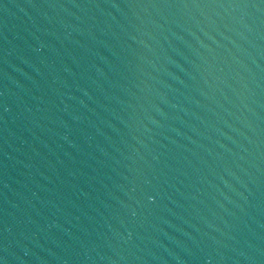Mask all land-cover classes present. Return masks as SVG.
<instances>
[{"label": "water", "instance_id": "95a60500", "mask_svg": "<svg viewBox=\"0 0 264 264\" xmlns=\"http://www.w3.org/2000/svg\"><path fill=\"white\" fill-rule=\"evenodd\" d=\"M3 264H264V0H0Z\"/></svg>", "mask_w": 264, "mask_h": 264}, {"label": "snow or ice", "instance_id": "6c2138e0", "mask_svg": "<svg viewBox=\"0 0 264 264\" xmlns=\"http://www.w3.org/2000/svg\"><path fill=\"white\" fill-rule=\"evenodd\" d=\"M0 264H3V261L2 260H0Z\"/></svg>", "mask_w": 264, "mask_h": 264}]
</instances>
